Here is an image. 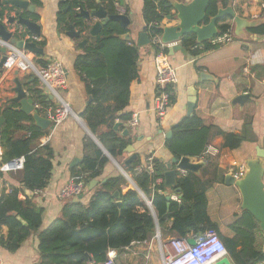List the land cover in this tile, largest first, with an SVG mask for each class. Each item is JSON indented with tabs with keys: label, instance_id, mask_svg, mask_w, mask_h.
<instances>
[{
	"label": "trees",
	"instance_id": "trees-1",
	"mask_svg": "<svg viewBox=\"0 0 264 264\" xmlns=\"http://www.w3.org/2000/svg\"><path fill=\"white\" fill-rule=\"evenodd\" d=\"M27 1L37 8L41 7L39 0ZM115 2L59 0L56 22L61 31H67L70 25L73 26L80 32L78 39L84 41L82 52L76 56L73 68L92 101L80 117L109 156L119 159L131 141L127 137H120L114 126L116 120L126 122L131 119L124 109L129 102V86L139 75V48L133 41L121 39L129 30L113 20L106 22L95 38L82 35L91 24L77 16L75 11L77 8L88 12L102 8L107 16L112 17L120 15ZM228 3L229 0H210L205 23L216 15L218 8H225ZM122 9L126 16L128 8L123 6ZM12 11L15 10L7 6L0 8V18L4 17L5 12ZM170 13L167 0H142L141 17L147 35L161 34L160 28H151L150 25L162 23ZM22 16L34 22L39 19L37 14L23 13ZM225 21L223 19L217 24L219 32L230 29L231 25ZM247 31L264 35V22ZM180 44L190 57L212 49L208 43L197 44L193 35L183 37ZM37 45L42 47L43 43L37 42ZM153 51L157 54L159 49L153 48ZM163 53L167 54V49ZM39 64L45 66L46 62L39 60ZM23 82L34 104L42 107L52 105L42 95L39 81L32 73H25ZM13 105L6 102L0 106V117L3 118L0 127L1 162L6 164L13 159L23 158L24 164L22 170L16 172L19 174V188H10V193L3 190L0 196V247L7 252L14 253L32 233H37V252L41 264H99L107 259L110 252L119 256L126 248H131L132 243L149 241L158 227L161 236L166 231L176 234V238L211 229L218 234L233 264H259L264 260L263 238L254 218L248 212L235 214L232 222L226 226L229 234L220 233L218 226L207 214V188L196 191L192 180L186 176L188 174H178L175 178L173 189L179 196V202L167 201L165 195L157 194L156 190L164 191L165 188L163 184L155 185V181L163 179L167 171V165L158 159L153 161V173L133 174V168L142 163L141 158H137L125 169L136 187L151 198L153 214L136 190L121 192V187L127 181L118 175L99 183L86 206L77 201L66 202L61 216L45 230L39 231L42 210L23 193L43 191L47 187L51 177L52 152L47 144L40 145L39 140L45 132L32 124L30 116L14 111ZM103 127L107 129L105 132L100 131ZM18 133L24 135L16 137ZM211 137L212 128L192 114L171 128V137L165 140V149L177 161L201 157L210 161L203 153ZM222 138V148L229 151L238 149L243 142H255L250 118L245 121L241 133L222 134ZM107 163L108 159L103 152L91 140H86L83 143L82 162L70 170V177L76 182L82 181L89 185L101 177ZM175 168L176 165H172V169ZM214 170L218 171L216 168ZM223 179L220 173L217 178L208 179L206 186H211L215 181L223 182ZM115 193L117 197H113ZM20 195H23V200L19 199ZM4 226L8 229L6 237L1 235Z\"/></svg>",
	"mask_w": 264,
	"mask_h": 264
},
{
	"label": "crops",
	"instance_id": "crops-1",
	"mask_svg": "<svg viewBox=\"0 0 264 264\" xmlns=\"http://www.w3.org/2000/svg\"><path fill=\"white\" fill-rule=\"evenodd\" d=\"M39 1L41 7H35L34 14L39 17L35 23L40 28V36H36L38 39L35 43H43L42 47L38 45L43 49V55L29 54V57L34 65L38 67L41 66L39 60L46 62V64L50 61H58L64 66L67 71V88L60 95L72 112L71 116H68L64 122L53 129L49 127L45 130L40 129L45 134L39 142L44 137H49L46 144L52 152L51 177L47 187L40 194L31 193L32 195H30L29 191L23 193L24 196L32 199L37 208L42 210L39 227V231H42L52 221L61 216L63 205L66 202L77 201L86 206L99 183H104L108 178L122 175L121 169L130 154L124 153L119 159H113L110 156V160L103 153L107 157L108 163L104 166L101 177L94 180L97 183L92 189H89V185H86L82 194L74 199L59 200L57 198L59 190L71 180L70 170L78 167L82 162L83 143L86 140H91L98 148L99 146L95 141L102 148L103 146L89 131L80 117L88 105L87 102L90 97L86 94L84 83L73 68L76 56L83 49L80 47L82 41L78 38L73 40L68 38L65 35L67 31H61L57 26L56 14L59 0ZM117 4L120 15H124L123 6L128 8L126 17L130 20L128 26L130 41L137 45L138 34L141 33L144 27L141 17L142 0H117ZM232 4L236 15L239 17L258 24L264 22V0H233ZM14 15V11L5 13L2 23L5 24L7 18ZM95 22L96 20L92 19L89 29L82 35L95 38L89 34V30ZM225 23L231 25L234 35L233 22L226 19ZM174 24L175 21L163 20L165 26ZM138 48L137 67L139 75L129 86V102L124 109V112L131 117L134 115L138 117V124L132 128L127 124L128 121L120 122L116 120L115 126L117 125V128L115 130L118 131L120 137L129 138L130 144L138 140L144 141L143 146L137 152V158H141L143 161L147 156L152 155L154 159H158L167 165L172 157L165 149L164 135L171 131V128L181 119L187 117L186 106L190 100L195 98L192 114L199 117L204 125L212 128V137L208 145L218 149L219 155L210 158V161L203 157L190 159L192 164H200L201 167L197 172H185V175L188 174L186 176H189L192 180L196 191L204 187L207 188V214L211 221L218 226L219 232L227 235L229 232L226 226L232 222L235 214L240 213V194L234 186H226L224 179L223 182L215 181L211 186H206V183L210 178H217L220 173L223 176L234 174L240 165H244L247 158L255 156L257 146L264 148V35L251 34L244 30L243 36L236 37L234 35V40L230 44L210 49L196 57H190L187 52L185 55L181 52H177L171 57L167 55L170 65L176 69L177 84L172 90V101L161 121H158L152 113V101L155 95L153 47L149 44L142 47L138 46ZM14 71L16 70L0 72V106H4L7 102L14 104V108H19V105L12 101L15 97V93L12 91L15 78ZM24 74L18 72L17 78L29 97L23 82ZM201 74L202 78H200ZM41 89L42 95L47 97L52 105H55L56 103L52 97L48 96L42 87ZM240 96H248V98L237 101ZM38 114L41 117L44 116L41 112H38ZM247 118L251 120L255 142H243L238 149L233 151L223 149L222 134L241 133ZM31 120L35 126L32 117ZM106 130L103 127L100 131L105 132ZM124 132H127V135H124ZM22 135L24 133H18L16 137ZM103 150L106 152L104 148ZM1 154L2 150L0 148V196L3 190L9 193L8 189L19 188L20 186L18 173L1 171V166L5 164L1 162ZM79 160L81 162L73 166ZM214 168L218 171H215ZM174 170L178 176L179 171H177V168ZM123 177L126 179L127 184L121 187V192L125 193L129 189L135 190L133 186L135 183L131 175L125 171ZM103 180L105 181L102 182ZM162 184L165 190L161 195L166 197L178 195L173 187L164 185V177ZM23 198V195L19 196V199L23 200ZM147 198L150 199V197ZM7 232V227L1 228L3 237H6ZM156 233L164 240L176 238V234L166 231L161 236L162 233L158 227ZM191 236L188 235L187 237ZM152 240H155V235L142 245L126 248L122 253L123 258L119 260H123L124 264H150L153 261ZM259 240H261L260 236ZM37 246V233H32L14 253H9L0 247V258L3 264H41ZM109 254L115 255L113 252Z\"/></svg>",
	"mask_w": 264,
	"mask_h": 264
},
{
	"label": "water",
	"instance_id": "water-1",
	"mask_svg": "<svg viewBox=\"0 0 264 264\" xmlns=\"http://www.w3.org/2000/svg\"><path fill=\"white\" fill-rule=\"evenodd\" d=\"M168 6L171 9V13L165 17L168 22L175 21V24L172 26L162 25L160 27V41L163 45L167 46V55L169 57L177 52H181L183 55L186 54L185 49L181 46V39L185 36L193 35L195 37L196 43L201 45L213 38L219 31L217 24L223 19H230L234 25V35L236 37H242L243 31L248 30L256 25L257 22H249L238 15H236L233 8V0H229L228 5L225 8H218L216 15L208 20L205 23L206 10L210 0H167ZM8 6L12 8L15 13L14 16H9L6 20V23H2L0 18V41L3 43H8L13 45L19 50H24L29 54L36 56L43 55V49L40 48L35 42L24 41L17 39L8 32V28L11 26L25 28L26 31L34 36H40L39 26L32 20L22 16L23 13L34 14L35 6L29 3L27 0H0V8ZM9 13V12H5ZM5 15V14H4ZM77 16L84 18L86 21L91 23L92 19H95L96 22L93 24L92 28L89 30V34L92 37H96L102 28V26L110 21H117L122 24L124 28H128L130 20L124 15H116L109 17L106 13L99 8L96 11H84L80 10L77 12ZM69 25V22L66 23ZM65 35L70 39H77L80 37V32L76 31L73 26H69V30ZM123 41H130L129 32L121 37ZM150 44L149 37L146 32V28L143 27L141 33L138 34L137 45L139 47L146 46ZM80 47H84V41L80 42ZM6 47L4 45L0 46V72L2 71L3 64L5 63L7 57L5 55ZM29 74V72H27ZM14 87L12 91L15 93V97L12 99L13 102H16L19 105V108H14V111L22 112L25 115L32 117L34 124L39 129L45 130L46 128L53 129L50 121L46 118L39 116L38 112L34 109V102L29 98L23 89L21 83L19 82L17 76L18 71H14ZM202 78V74L200 76ZM248 98V96H240L237 98V101H242L243 99ZM92 101V98L89 97L87 104ZM195 98L190 100L186 106V116H192V111L194 108ZM3 123V118L0 117V127ZM117 128V125L114 126V129ZM124 135H127V132H124ZM171 137V131L167 132L164 135L165 140H168ZM95 141V139L93 138ZM95 143L103 151V153L111 160V157L108 156L107 152L99 145L97 141ZM144 141L138 140L137 142L128 145L124 152L130 154V156L125 160L124 166L121 169V174L125 176V169L130 167V165L137 159V152L143 146ZM190 159L194 158H182L177 161L172 158L169 164H167V171L164 173V185L166 187H174L176 172L172 169V165H176V168L184 170L185 172L195 173L198 171L200 164H192ZM75 162L73 166H76L80 163ZM8 165H11L12 162H8ZM244 174L241 178L235 179L233 175L227 174L224 176V184L226 186H234L241 197L240 212H248L254 220L258 223V227L262 234L263 246L262 250L264 251V148L260 146L256 147L255 156L249 157L244 162ZM103 180L102 182H104ZM96 181H92L89 184V189H92L96 184ZM134 189L138 194L142 192L133 184ZM30 195L31 192H30ZM117 197V193L113 195ZM166 200L169 201V196L166 197ZM150 212L153 214V210ZM193 245V241L189 242ZM215 264H231V260L227 257L221 259Z\"/></svg>",
	"mask_w": 264,
	"mask_h": 264
},
{
	"label": "built area",
	"instance_id": "built-area-1",
	"mask_svg": "<svg viewBox=\"0 0 264 264\" xmlns=\"http://www.w3.org/2000/svg\"><path fill=\"white\" fill-rule=\"evenodd\" d=\"M115 6L118 7L117 0H115ZM79 12L80 9H75ZM162 23H155L150 25L152 28H160ZM8 32L17 39L24 41L35 42L37 37L29 34L25 28L11 26L8 28ZM150 45L153 48L159 49L157 54H154V68H155V95L152 101V113L158 121H161L167 112V109L171 103L172 90L177 84V73L176 69L170 65L169 57L163 53V50L167 46L163 45L160 41V34L149 35ZM234 40L232 29L218 32L213 38L206 43L209 44L210 48H218L227 44H230ZM6 47V61L3 64L2 71L16 70L19 73H32L40 83V86L45 90L48 96H51L55 105L48 107H42L38 104H34V109L38 112L43 113V117L48 119L53 127L60 125L68 116L72 115V112L66 102L61 98V92L67 88V71L64 66L58 61H50L45 66H36L29 57V53L24 50H19L13 45L3 43L0 41V46ZM1 71V72H2ZM127 124L130 127H136L138 124V117L132 116L128 120ZM49 137H44L40 145L47 143ZM203 155L209 158H215L219 155V150L212 147L206 146ZM153 161L154 157L147 156L142 163L138 164L133 168V174L138 175L143 172L153 173ZM11 165L3 164L1 171L3 172H17L22 170L24 159L18 158L13 159ZM179 171L180 176L185 175L184 170ZM244 165H240L237 171L232 174L237 180L244 174ZM162 179H157L155 185L160 186ZM86 185L82 181L69 180L58 192L57 198L59 200L74 199L82 194L85 190ZM10 193L11 190L8 189ZM162 190H156V193L161 195ZM41 191H35L33 194H40ZM141 199L149 210H153L151 198L148 199L143 193L140 195ZM169 199L174 202H179L178 195H170ZM155 240L158 243V249L161 254L162 264H215L221 259L228 257L227 251L224 247L223 242L220 240L218 234L214 230H206L205 232L192 235L191 237L185 238H169L161 239L159 234H155ZM193 241V245L189 242ZM143 243H132L131 246H139ZM264 254V251H263ZM0 264H3L0 258ZM99 264H116L114 256L108 254L105 261ZM231 264H233L231 262ZM264 264V260L259 263Z\"/></svg>",
	"mask_w": 264,
	"mask_h": 264
},
{
	"label": "rangeland",
	"instance_id": "rangeland-1",
	"mask_svg": "<svg viewBox=\"0 0 264 264\" xmlns=\"http://www.w3.org/2000/svg\"><path fill=\"white\" fill-rule=\"evenodd\" d=\"M152 247H151V250H152V255H153V261L150 263V264H162L161 262V254L159 252V249H158V243L156 240H152V243H151ZM123 254L121 255H114V260L116 262V264H124L123 260H119L120 258L122 259Z\"/></svg>",
	"mask_w": 264,
	"mask_h": 264
}]
</instances>
